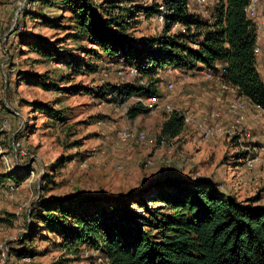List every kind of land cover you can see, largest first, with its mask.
Returning <instances> with one entry per match:
<instances>
[{"label":"rangeland","instance_id":"374dc122","mask_svg":"<svg viewBox=\"0 0 264 264\" xmlns=\"http://www.w3.org/2000/svg\"><path fill=\"white\" fill-rule=\"evenodd\" d=\"M152 1L124 0L122 4L142 9ZM213 2L208 0L206 5L210 12ZM191 4L189 8L197 10ZM66 16L67 11L40 1L0 0V120L7 122L0 130V172L18 167L19 173L26 174L12 195L7 194L6 187L13 181L5 180L0 185V264L101 263L95 250L86 247H81L77 255L65 254L49 231H43L46 237L39 234L27 241L26 246L35 252L33 258L19 260L12 253V249L19 248L26 225L33 221L30 212L40 195L121 193L170 172L195 180L207 178L238 199L259 196L257 203L264 205V149L258 147L251 166L246 159L255 141L264 142V112L259 107L216 79L204 76L202 71L188 74L162 70L157 87L163 96L155 97L156 101L143 98L141 102L148 111L130 118L127 110L139 100L138 95H105L99 88L144 84L153 79L137 80L138 74L128 71L132 67L116 64L102 52L78 53L79 46L96 47L85 40L74 42L69 38L72 29ZM138 16L135 29L128 31L133 42L138 44L146 36L164 31V23L160 24L156 17ZM20 30L25 35L36 33L61 42L57 46L71 48L73 56L93 60L97 71L81 69L74 73L65 64L41 60L21 45ZM178 30L184 28L176 25L170 32ZM258 70L264 81V68L258 66ZM32 76L55 89L33 85L28 82ZM204 80L217 95L216 100L205 102L199 95L198 82ZM236 97L246 104L239 116L228 108L231 98ZM40 103L48 104L62 117L54 119L40 112ZM172 110L184 115V129L172 140L158 141L161 122ZM126 128L144 132L153 142L121 141L119 132ZM208 128H212L210 133ZM240 152H245L244 156L238 155ZM2 250L8 253L5 259L1 257Z\"/></svg>","mask_w":264,"mask_h":264},{"label":"trees","instance_id":"16d2710c","mask_svg":"<svg viewBox=\"0 0 264 264\" xmlns=\"http://www.w3.org/2000/svg\"><path fill=\"white\" fill-rule=\"evenodd\" d=\"M34 1L67 11L72 29L69 38L74 42L85 40L97 48L79 46L78 53L102 52L116 64L135 68L137 80L153 79L144 84L99 88L105 95H138L139 100L127 110L130 118L148 111L141 102L143 98L163 96L157 84L164 69H224L220 83L264 112V81L257 71L254 53L256 28L245 13L249 0L213 2L209 18L189 8V0H154L142 9L124 6V0ZM160 1L167 8L164 31L146 36L138 44L133 42L128 31L135 29L138 15L155 17ZM176 25L184 30L170 32ZM19 33L21 45L41 60L65 64L74 73L81 69L97 71L93 60L73 56L71 48L57 46L61 42L36 33ZM28 82L44 90L55 89L37 76ZM37 109L54 119L62 117L46 103L38 104ZM184 125V115L179 111L166 113L157 140L176 138ZM20 172L18 167L0 172V185L5 180L18 185L26 178ZM258 199H238L207 178L195 180L170 172L121 193L40 195L30 212L33 221L27 222L19 248L12 249V253L19 260L33 258L35 252L26 246L27 241L39 234L46 237L43 231H49L65 254L77 255L81 247H86L95 250L100 264H264V205L258 204Z\"/></svg>","mask_w":264,"mask_h":264},{"label":"built area","instance_id":"2783aa9c","mask_svg":"<svg viewBox=\"0 0 264 264\" xmlns=\"http://www.w3.org/2000/svg\"><path fill=\"white\" fill-rule=\"evenodd\" d=\"M190 1V0H189ZM192 3L197 7V10L203 17L207 16L208 18L211 16L212 11H208L206 8V5L208 4V0H191ZM215 3H217L218 0H213ZM189 3V2H188ZM260 4V0H249L248 4L245 7V13L247 17H249L255 25L256 28V40H260L264 38V14L258 13V7ZM167 13V8L163 2L160 1L158 5V12L155 14L156 19L160 22V24H163L165 21V16ZM210 14V15H209ZM260 52V46L256 44L254 48V53L258 54ZM128 71L132 74H137L135 68H129ZM224 69L219 68L217 71H213L211 69H204L203 74L204 76L216 79L219 84H221V77ZM169 86L171 87V83H169ZM232 100L229 103V110L231 113L239 116V111H242L243 108H245L246 104L244 102H241L239 98H231ZM147 101H156V98L151 96L147 98ZM154 103V102H153ZM7 125L6 120L1 121L0 120V130H2ZM208 133L212 131V128H208ZM119 139L121 141H128V140H134L135 142H144V143H152V138L148 137L144 132L136 131L133 129H123L119 132ZM18 145V143H17ZM16 143H13L12 149L15 151V156H17V149L15 148ZM264 149V142H254V145L251 147L253 152H249L246 159L248 161V165L251 166V161L256 157V154H254L256 151H258L259 148ZM25 154V152L23 153ZM5 158V157H4ZM17 190V185L15 183L8 184L6 187L7 194L12 195ZM2 229V227H0ZM7 253L5 254V251L2 250L1 257L3 259L6 258ZM2 259V260H3ZM22 260L26 261L29 260L28 257L22 258Z\"/></svg>","mask_w":264,"mask_h":264},{"label":"crops","instance_id":"0c3cea01","mask_svg":"<svg viewBox=\"0 0 264 264\" xmlns=\"http://www.w3.org/2000/svg\"><path fill=\"white\" fill-rule=\"evenodd\" d=\"M259 12L262 14L264 12V0H262V3L260 4V7H259ZM257 44L260 46V52L258 53V55L256 56V68H257V71L258 73L260 74L259 70H258V66L264 68V38L260 39L257 41ZM204 70V69H203ZM203 70H200V69H197V70H193V71H196V72H203ZM163 71H166V69H164ZM172 71H175V72H182V73H192L193 71H180V70H177V69H173ZM199 84V90H198V93L199 95H201V98H203V100L205 102H207L208 100L209 101H213V100H216L217 95L215 93H213V91H210L209 88L210 85L207 83L206 80L204 81H200V83L198 82ZM231 91H234L231 89ZM200 105H206L202 102L199 103ZM250 113V112H249ZM256 129V128H255ZM254 129V130H255ZM257 130V129H256ZM8 181V180H7ZM10 184V183H9ZM3 185V184H2Z\"/></svg>","mask_w":264,"mask_h":264}]
</instances>
